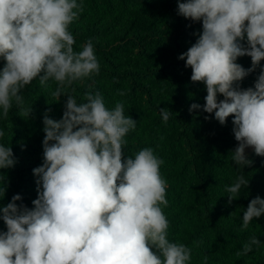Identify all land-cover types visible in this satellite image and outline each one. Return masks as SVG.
I'll list each match as a JSON object with an SVG mask.
<instances>
[{"label":"clouds","instance_id":"clouds-1","mask_svg":"<svg viewBox=\"0 0 264 264\" xmlns=\"http://www.w3.org/2000/svg\"><path fill=\"white\" fill-rule=\"evenodd\" d=\"M83 11V0H0V59L5 62L0 115L7 119L15 107L19 116H32L23 90L34 80L42 87L53 81L56 102L66 97L61 119L47 112L43 117V162L32 170L33 207L17 204L20 194L0 207L7 228L0 232V264H190L192 249L168 239L164 160L152 147L125 158V137L137 121L125 115L124 101L109 109L99 91H85L79 103L71 94L75 82L100 72L92 39L74 50L70 25ZM177 15L202 22L196 42L178 56L191 68V82L203 83L207 92L205 103H192L189 112L202 108L222 126L232 117L237 145L229 151L231 159L250 166L246 149L264 157V0H177ZM243 56L251 58V67L237 63ZM257 68L254 86L241 88ZM172 113L159 108L165 124ZM16 163L12 148L0 143V169ZM0 181L2 199L7 191L2 173ZM248 185L243 175L236 177L225 187L228 203ZM261 215L264 198L256 196L243 212L240 231ZM260 245L252 236L237 256Z\"/></svg>","mask_w":264,"mask_h":264},{"label":"trees","instance_id":"trees-1","mask_svg":"<svg viewBox=\"0 0 264 264\" xmlns=\"http://www.w3.org/2000/svg\"><path fill=\"white\" fill-rule=\"evenodd\" d=\"M83 4L84 11L70 25L74 50L92 39L100 72L75 82L76 91L71 94L79 103L85 91H99L109 109L124 101L125 115L137 121L136 129L125 137V158L152 147L164 160L160 172L168 183V206H162L169 221L168 239L192 249L190 264H202L204 256L207 264H264V215L240 231L250 200L264 198V157L252 150L247 155L250 166L236 165L229 153L237 145L232 117L222 126L202 108L189 112L192 103H205L207 92L203 83L191 82V68L178 56L196 42L202 22L177 15V0H83ZM4 63L0 59V69ZM237 63L247 69L251 58L240 57ZM259 71L248 75L240 87H253ZM55 87L53 81L42 87L38 80L25 87V106L32 107L30 118L19 116L15 107L7 119L0 115V130L5 132L0 143L10 146L17 160L14 167L0 169L7 184L0 207L15 194L22 197L17 204L33 207L37 191L32 170L43 162V117L47 112L50 118L61 119L66 101L62 97L56 102L51 95ZM118 90L127 95L119 96ZM159 108L173 112L167 124ZM240 175L249 185L242 186L240 197L229 204L225 187ZM3 184L0 181V187ZM3 231L7 228L0 220ZM252 236L261 245L237 256ZM194 241L203 243L196 247Z\"/></svg>","mask_w":264,"mask_h":264},{"label":"rangeland","instance_id":"rangeland-1","mask_svg":"<svg viewBox=\"0 0 264 264\" xmlns=\"http://www.w3.org/2000/svg\"><path fill=\"white\" fill-rule=\"evenodd\" d=\"M252 149L249 148V149H246V154L249 155L251 153Z\"/></svg>","mask_w":264,"mask_h":264}]
</instances>
